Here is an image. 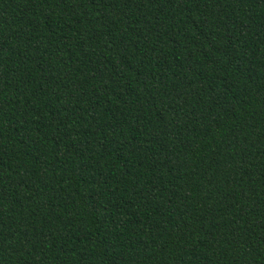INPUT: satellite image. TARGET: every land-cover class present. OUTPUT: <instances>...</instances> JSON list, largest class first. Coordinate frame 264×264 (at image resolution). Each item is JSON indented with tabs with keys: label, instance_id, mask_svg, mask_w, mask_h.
I'll return each mask as SVG.
<instances>
[{
	"label": "trees",
	"instance_id": "trees-1",
	"mask_svg": "<svg viewBox=\"0 0 264 264\" xmlns=\"http://www.w3.org/2000/svg\"><path fill=\"white\" fill-rule=\"evenodd\" d=\"M0 264H264V0H0Z\"/></svg>",
	"mask_w": 264,
	"mask_h": 264
}]
</instances>
